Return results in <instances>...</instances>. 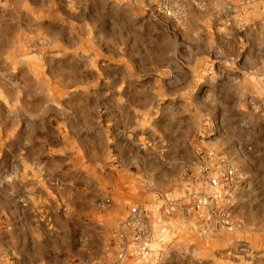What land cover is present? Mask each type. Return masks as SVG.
I'll return each instance as SVG.
<instances>
[{
  "label": "rangeland",
  "instance_id": "1",
  "mask_svg": "<svg viewBox=\"0 0 264 264\" xmlns=\"http://www.w3.org/2000/svg\"><path fill=\"white\" fill-rule=\"evenodd\" d=\"M0 264H264V0H0Z\"/></svg>",
  "mask_w": 264,
  "mask_h": 264
},
{
  "label": "built area",
  "instance_id": "2",
  "mask_svg": "<svg viewBox=\"0 0 264 264\" xmlns=\"http://www.w3.org/2000/svg\"><path fill=\"white\" fill-rule=\"evenodd\" d=\"M228 174H233L232 171H228ZM211 187L212 188H219V182L218 179L212 178L210 181ZM133 213L136 215L138 213V208L134 207L133 208ZM136 229V228H135ZM137 230V229H136ZM135 237H134V243L137 245L136 247L134 246V251L137 254V256H143V257H148L151 255L152 248L150 247V241L149 239L145 240L144 235L140 236L138 233V230L135 232ZM143 237V239H142Z\"/></svg>",
  "mask_w": 264,
  "mask_h": 264
}]
</instances>
